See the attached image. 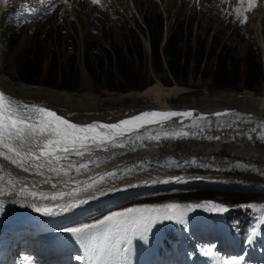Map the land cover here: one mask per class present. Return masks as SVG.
Masks as SVG:
<instances>
[{
    "label": "rangeland",
    "instance_id": "1",
    "mask_svg": "<svg viewBox=\"0 0 264 264\" xmlns=\"http://www.w3.org/2000/svg\"><path fill=\"white\" fill-rule=\"evenodd\" d=\"M17 1L19 11H14L15 13L9 18H7L8 15L5 16L2 21V25L5 22L4 72L5 76L9 77L8 79H11L18 88L32 89L30 94L39 91L42 97H46L48 93L59 92L68 100L92 94L95 96V106L85 108L91 113H102L107 121L119 116L121 118V116L135 114V112L115 111L117 109L140 108L153 104V98L139 95L136 100H133L128 96L131 93L143 94L149 88L171 92L172 95L166 96L163 102L176 108L183 106L190 108L194 105L198 107L197 105L207 103L210 96L214 98L223 94L247 95L258 100L264 98V53H260L259 48L264 42L263 0H254L251 6L248 0H244L243 3L241 0H101L97 5L91 4V0H68L67 4L63 3V0H52V2L42 0L44 4L41 0H35L41 5L39 8L35 7V4H30L32 6H26L24 9H20L23 7L20 4H27L33 0ZM237 8L240 9L239 14L236 12ZM27 10H38L39 14L33 15ZM20 13L23 16L14 19ZM147 22L152 25L151 28L147 27ZM156 24H159V27L161 25V30ZM170 36L182 40L183 46L188 51L191 60L188 81L184 80V74L180 75V80L172 76L162 54L165 42ZM151 39L154 44H160L161 63L154 58ZM33 53L43 56L41 68L33 63L29 65ZM217 59L235 65H240L246 60L259 59L263 64L261 86L257 90L245 88L241 91L214 90L212 78ZM38 73L41 77L36 79L38 84H35L31 76H36ZM27 78L30 79L28 82H26ZM173 90L177 93L173 94ZM117 96H123L125 99L122 98L121 101L114 103L113 99ZM78 105L81 103L78 102ZM82 105L85 106L83 103ZM79 108L84 107L76 106L70 109L68 113H65V117L75 120L76 117L84 116ZM202 109L199 108V111L195 112L202 113ZM229 109L232 110L230 116L217 117L216 120H212V117H204V121L201 118L186 119L177 125L182 126V131L175 133L166 129L160 132H167L168 136L162 134L159 139L145 137L147 141L144 140L143 143H168L176 152L186 153L192 149L198 152L197 156L204 153L221 162L230 163L231 161L229 167L224 170H211L205 173L197 171V174L193 175L200 176V179L205 175L216 186L227 187L239 184L245 189L192 188L188 191L236 193L242 196L241 202L259 201L257 205H260L264 203V190L259 193L246 190V188L256 189V187L264 189V170H260L259 159L250 160L235 156L242 154L245 149H257L264 154V138L257 137V129L259 132L262 131L264 121L254 114L240 112L241 107H229ZM210 119L220 122L210 123ZM233 119L241 122L240 128L246 129L245 134H250L252 137H240L239 134L244 133V130L237 134V128L232 126H230L231 130H228L229 127L226 124ZM98 120L94 119L96 122H102ZM114 120L116 119L112 121ZM183 133L188 134L183 135ZM187 170L183 171L188 172ZM164 175L177 177L175 169ZM188 191L173 189L169 192H153L152 196H146L143 200H134L131 204L133 202L134 204L143 202L183 204L189 202L184 199L183 194ZM154 193L157 194L154 195ZM216 199L229 201V198L223 199L222 195ZM230 201H232L231 198ZM120 208V206H113L110 211H118L121 210ZM103 215L88 214L71 226L81 221L91 223V218H102ZM186 220L188 223L190 218L186 216ZM170 222L158 223L151 238L155 236L157 229L169 225ZM54 226L58 225L49 227ZM63 227L42 229L40 232L19 231L20 233L18 232L8 240L9 257H5L3 263L0 259V264H15L17 252L20 250L31 253V256L40 261L39 264H47L40 255L35 253L33 246H28L25 242L36 235L50 236ZM202 233L197 231L194 234L201 239ZM67 239L74 238L69 235ZM200 241L203 243L208 240ZM36 243L39 246L46 244L42 240ZM61 244L62 240L58 241V245L61 246ZM53 246L54 249L49 254V262L53 260L52 264H59L60 258L67 262L72 252L66 251L54 258L57 249L56 245ZM202 249L204 253L209 252L207 255L209 264H218L221 259L227 261L234 257L240 258L235 254L229 257L222 255L227 253V248L218 250L222 256L216 253L212 245L207 244ZM81 252L84 254L82 248ZM255 257V253L250 254V250L247 249L246 258L252 261ZM202 258L204 264H207L206 257ZM30 261L34 262L33 259ZM168 262L172 264L174 259ZM194 262L202 264L200 258H195ZM161 263L165 262L158 260L154 264ZM73 264L79 263L74 259ZM242 264H245L244 259Z\"/></svg>",
    "mask_w": 264,
    "mask_h": 264
},
{
    "label": "snow or ice",
    "instance_id": "2",
    "mask_svg": "<svg viewBox=\"0 0 264 264\" xmlns=\"http://www.w3.org/2000/svg\"><path fill=\"white\" fill-rule=\"evenodd\" d=\"M101 0H91V4H100ZM244 0H241L243 3ZM67 4L68 0H63ZM254 0H248L251 6ZM236 12L239 14L240 9ZM246 20V18H245ZM192 112L177 111H146L141 114L120 120L116 123L91 122L79 124L59 115L56 111L45 106L29 105L0 91V157L10 161L24 172L44 177L43 183L52 180L46 172L55 173L56 177H68L74 171L77 175L81 170L88 171L91 160H85L98 151H108L109 148L123 147L124 141L136 133L140 139V130H147L152 125L163 129L167 122L173 118H189ZM216 115H220L217 113ZM175 122V121H173ZM182 123V121H180ZM195 124V122H194ZM188 133H183L187 135ZM163 135L168 136L167 132ZM160 133L150 136V139H159ZM79 157L80 161H70V157ZM61 161L67 163L61 164ZM46 170V171H45ZM129 169L128 172H131ZM116 179L115 172L101 175L93 179L91 184L55 193H38L28 191L26 187L20 188L16 195L23 199L31 197L49 200L47 204H31L32 209L45 217H60L74 215L76 210H83L91 202L99 201L103 197L116 192L127 191L130 188L140 187V184L128 183L122 188L106 187V184ZM180 181L181 177H172L169 180ZM3 177H0V181ZM69 180H63L67 184ZM169 180L143 181V185L168 183ZM11 179L8 184H12ZM79 183V182H77ZM52 187H56L55 184ZM27 193V195H26ZM5 190L0 184V195ZM9 197L13 192L6 193ZM62 201V202H61ZM12 202H16L13 199ZM4 200H0V213L4 210ZM206 207L209 211L227 212L229 209L218 203L200 204L163 203L147 204L137 207H128L118 211H110L102 218H91V223L78 222L75 226L58 229L70 234L84 250L83 255L74 257L83 264H132L134 241L148 242V234L158 223L173 221L180 225L187 224L186 214L190 210ZM242 208L259 210L264 214V205L247 204ZM264 220V215L259 217ZM252 232L251 238L256 236ZM209 252H205L208 255ZM26 260L30 259L25 257ZM243 257L231 258L227 261L219 260L218 264H242Z\"/></svg>",
    "mask_w": 264,
    "mask_h": 264
},
{
    "label": "bare ground",
    "instance_id": "3",
    "mask_svg": "<svg viewBox=\"0 0 264 264\" xmlns=\"http://www.w3.org/2000/svg\"><path fill=\"white\" fill-rule=\"evenodd\" d=\"M30 4H35L34 6L37 8L41 6L37 4L35 0H33V2H27V4H20L23 6L20 9H24L26 6H32ZM16 10H19V4L17 0H0V91H3L6 95L11 96L14 99L24 101L29 105L45 106L50 110L56 111L59 115H62L64 117L65 113H68L70 109L76 108V106H82L84 108L79 109L81 110L80 113L84 116H80L78 118L76 117L77 119L74 118L75 120H71L70 118H68L70 121L79 124L91 123L94 121L95 118L99 119L98 121L101 120L103 123L116 122L121 118L134 115L132 114L123 117L121 116V118H119V116L118 118H113L116 119L114 121H112L113 119H109L110 121H107L104 117L105 115H103L102 113V115L99 113H91L85 108L86 106H95V96H93L92 94H87L86 96L80 98L76 97L72 100H68V98H66L63 94H60L59 92L48 93V96L42 97L39 94V91L38 93H31V95L30 92L32 91V89L24 87L18 88L10 79L12 81L11 82L8 79L9 77L7 78L5 76L4 72L3 52L5 44L3 39L5 36V22H3L2 25V21L5 16L9 15L10 13ZM262 10L264 11V4L262 6ZM260 47L262 49L260 53H264V42L260 45ZM172 92L173 94L177 93V91L175 90H173ZM139 95L145 98H153L154 103L152 102L153 104H147L140 108H122L117 109L115 111L123 113L135 112L136 115L145 109L151 107L153 108L155 106L163 110H171L174 108L173 106L168 105L166 102H163V99L166 96L169 97L172 95L171 92L164 91L162 89L149 88L143 94L131 93L128 96L133 100H136ZM122 98L125 99V97L123 96H117L113 99V102L116 103L118 101H121ZM159 99L161 102L159 101ZM78 102L81 103V105H78ZM82 103L85 104V106L82 105ZM197 106L198 107H195L194 105L190 108L194 109L195 111L199 108H203L202 113L207 114H210V112H218L225 109H229V107H241L242 111L240 112L246 111L262 118L264 121V98L258 100L255 97H249L247 95L235 96L232 94H223L215 96L214 98L210 96L207 100V103ZM178 108L188 107L183 106ZM230 113L226 114V116L232 115ZM227 123L228 124L226 125L227 127H229L228 130H231L230 126H232L237 128V134L239 131L244 130V135H247L245 134L247 130L240 128L241 122L233 119L228 121ZM262 128L263 129L261 132H259V130L257 129V137L260 136L259 138H264V126ZM143 141L144 139L142 137L140 139H137L135 136L133 138L126 139L124 141L123 147H116L117 149L112 148L109 149L108 152L98 151L97 153H93L90 157L86 155L84 159L86 161L91 160L89 170L84 171L82 169L79 175L72 171L70 175L74 177V180H69L68 177L63 176L58 178L56 177L55 173L46 172V175L52 177V180L48 183L42 182L44 177L34 175L29 172H24L22 169L13 165L10 161L4 160L3 157H0V177H3V180L0 181V184H2L5 190V194L0 195V200L5 201L4 210L2 213H0V258L3 254L6 253V237L16 235L17 232L20 230L55 228L57 226H49H53L55 224L61 226L66 223H73L85 213H101L106 209L110 208L112 205H117L124 201L136 199V197L139 198L148 194H152L153 192H169L173 189L190 190L192 188L220 190H228L233 188L241 190L245 189L241 188L239 184H233L227 187L216 186L214 182L208 180L205 175L202 177V179H200V176L193 175L197 174V171H200L199 173H205L211 170H224L229 167L231 161L230 163L221 162V160L208 157L204 153H201L200 156H197L198 152L192 149L188 152L185 151L186 153L176 152L168 143H143ZM235 157H241L250 160L259 159L260 170H264V154L263 152L260 153V150L245 149V151H242V154ZM70 161L79 162L80 158L73 156L70 157ZM60 163L65 164L67 162L61 161ZM188 168L189 170H187ZM129 169H132V171L128 172ZM174 169L176 171L177 177H181L180 181H176L174 179L169 180V178L175 177V175H164L167 172L174 171ZM183 170H187L188 172H184ZM109 172H115L116 179L106 184V187H112L114 185L117 188H122L128 183L140 184L141 186L136 188H130L127 191L116 192L113 195L103 197L99 201L91 202L90 205L85 206L83 210H76L74 215L60 217H45L40 213L35 212L31 207V204L33 202H35L37 205H41L49 203V200L36 199L35 201H33L31 197L25 200L20 196L16 195L19 189L24 187H26L28 191H36L38 193H55L59 191H70L72 189L85 186V184H91L93 179L98 180L101 175L107 177V173ZM9 179L13 181L11 185L8 184ZM63 180H69V182L65 184L63 183ZM146 180L149 182L153 180H169V182H157L155 184L149 183L148 185H143L142 182ZM53 184H55L56 187H52ZM9 191L13 192L12 197H9L6 194ZM13 199H15L16 202H12ZM147 204L149 203H145V205ZM137 206L139 205H135L133 207ZM140 261L141 260L139 257L137 260L132 261V264H140Z\"/></svg>",
    "mask_w": 264,
    "mask_h": 264
},
{
    "label": "trees",
    "instance_id": "4",
    "mask_svg": "<svg viewBox=\"0 0 264 264\" xmlns=\"http://www.w3.org/2000/svg\"><path fill=\"white\" fill-rule=\"evenodd\" d=\"M157 25L161 30V25L160 27L159 24H156V26ZM147 27L151 28L152 25L147 22ZM151 43L153 46L154 58L157 60V62L161 63V54L159 49L160 44H154L153 39H151ZM162 54L164 55L166 64L172 76L175 79L180 80V75L184 74V80L188 81L191 60L188 56V51L183 46L182 40L175 39L174 36H170L165 42V47L162 50ZM31 59L32 60L29 65L33 63L34 65H37L41 68L43 63L42 55L33 53L31 55ZM216 63L217 64L212 78V86L216 91H241L244 88L248 90H257L263 82V64L259 59L246 60L240 65L231 64L220 59H217ZM40 77V73H38L36 76H31L32 81L35 84H38L36 79ZM29 80L30 79L27 78L26 82ZM48 85H50V87H54L51 84ZM183 194L184 199L189 200L190 202L199 203L201 201H213L217 203H225L226 207L229 209V211H227L225 214V226L227 233L229 234L230 241L232 244L237 245L240 249L244 248L246 242L251 237L252 232L255 230L257 219L253 209L242 208L240 206L252 204L256 201L241 202L240 200H242V196L236 193L216 194L213 191L202 190L188 191ZM219 195H222V198L225 200L229 198V201L216 199V197ZM230 198L232 201H230ZM201 214H204V210H201ZM208 218L210 221L217 223L216 216H208ZM173 238L176 239L177 236L175 235ZM258 248L260 251L264 252V226L261 232Z\"/></svg>",
    "mask_w": 264,
    "mask_h": 264
},
{
    "label": "water",
    "instance_id": "5",
    "mask_svg": "<svg viewBox=\"0 0 264 264\" xmlns=\"http://www.w3.org/2000/svg\"><path fill=\"white\" fill-rule=\"evenodd\" d=\"M152 111H159V110H157V109H153ZM175 111H177V112H189L188 111V108H185V109H176ZM226 111H229L228 109H225V110H222L221 112H218L220 115H222V114H225L226 113ZM143 112H146V110H143V111H141L139 114H141V113H143ZM138 115V114H137ZM184 118H173V121H175V122H180V121H182ZM173 121H169V122H167L166 123V125L165 126H168V125H170V124H172V123H174ZM153 127H159L158 125H152L150 128H153ZM141 131H144V129H142V130H140V132Z\"/></svg>",
    "mask_w": 264,
    "mask_h": 264
}]
</instances>
